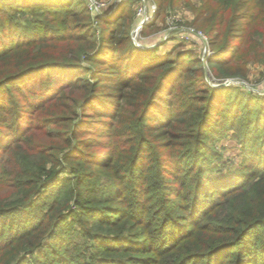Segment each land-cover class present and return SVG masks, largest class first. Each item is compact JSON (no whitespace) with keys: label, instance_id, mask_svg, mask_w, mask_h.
Masks as SVG:
<instances>
[{"label":"trees","instance_id":"16d2710c","mask_svg":"<svg viewBox=\"0 0 264 264\" xmlns=\"http://www.w3.org/2000/svg\"><path fill=\"white\" fill-rule=\"evenodd\" d=\"M156 1L155 23L145 25L142 32L153 28L176 0ZM213 1L208 26L214 53L208 62L211 73L216 79L248 80V65L264 63V0ZM130 4L122 5L115 16L102 17L87 0H0V152L9 156L5 165L0 163V174L11 177L5 187L20 196L0 202V222L4 223L0 236L14 235L0 246V259L13 264L23 254H37L30 263L54 257L55 263L66 264L59 261L56 248L66 218L78 208L81 213L91 209V200L97 199L91 194L101 183L94 176L104 174L116 182L106 190L112 193L117 188L121 200L141 180L155 195L173 193L176 198H167L169 205L179 204L182 188L188 189L183 199L190 201L193 196L196 212L203 217L217 205L215 198L230 196L232 210L214 238L216 244L199 252L205 245L181 243L178 263L264 264V97L232 85L212 87L204 62L192 51L173 48L157 54L159 49L138 48ZM29 81L40 82L39 90L34 85L30 88ZM39 96H50L53 106L65 112L63 116L58 111L49 113L45 120L48 127L63 128L57 134L64 148L84 141L73 149L79 160L73 166L75 178L69 179L80 192L78 199L56 194L49 202L41 200L61 180L58 166L64 149L31 153L27 148L32 133L22 132L19 120L26 119ZM79 109L84 111L81 129H91L90 135L102 132L108 141L92 136L79 140L77 128L71 134ZM237 125L251 134L245 139L244 153L258 176H208L216 159L211 144ZM10 133L16 136L9 138ZM101 143L109 145L110 151H104L108 158H83ZM85 160L100 175L86 171ZM47 163L53 168L47 170ZM174 178L179 185L173 186ZM46 204L50 207L45 212L40 206ZM85 221L80 218L81 223ZM182 226L179 222L166 227L156 241L148 240L144 246L152 248H144V253L153 259L139 257L133 264H161L158 257L175 249L180 239H192L195 231L185 235L189 227ZM62 241L59 249L73 243L70 236ZM163 244L169 247L162 248Z\"/></svg>","mask_w":264,"mask_h":264},{"label":"rangeland","instance_id":"374dc122","mask_svg":"<svg viewBox=\"0 0 264 264\" xmlns=\"http://www.w3.org/2000/svg\"><path fill=\"white\" fill-rule=\"evenodd\" d=\"M94 12H98L102 17H108L110 15H117L122 5L131 2V12L135 19V28L132 35L134 44L139 48V45L144 46L143 50H156L159 49L157 54H164L171 51L173 48L180 52L192 51L197 55L205 64L206 78L212 87L217 85L229 83L228 86L239 87L242 92L251 91L256 95L264 97V63L255 62L249 64V77L248 80L239 78L234 79H216L208 66L209 59L214 56L211 48V37L208 29L209 18L211 16L210 9L214 10L216 3L210 0L208 4L207 0H176L175 5L172 8H167L164 15L156 22L153 28H147L143 31L145 25L155 23L158 1L156 0H92ZM90 5V0H87ZM211 13H210V12ZM147 21L143 26V21ZM100 31V29L98 30ZM178 47V48H177ZM142 49V48H140ZM48 77V76H47ZM57 76H54V82L58 84ZM30 82V83H29ZM28 82V86L34 85L39 90L40 82ZM33 87L32 89L34 90ZM226 87V86H225ZM31 88V87H30ZM222 88V87H218ZM236 95V94H234ZM19 99L20 96L16 95ZM36 99V105L30 109V114L26 115V119L19 120L23 124V131H28L27 134L32 133L30 141L28 142V150L31 153H42L43 150H52V148H59L60 151H64L60 154L61 165L59 168V175L61 180L49 190L43 194L42 201H51L52 196L59 194L58 196L70 198V195L76 199L79 198L80 192H77L74 183L70 184L69 179L75 178L76 169L75 164L77 162L78 151H73L75 146L84 142H73L71 148H64L65 142L62 137L57 133H61L63 128L55 125L48 127L46 119H49V113L57 112L61 116L65 115L60 108L53 106L50 96H45ZM235 99V97H233ZM84 111L77 110V116H73L76 120L73 123L72 129L70 127L71 134L73 135L74 129H78L79 140H83L89 136L91 138L109 140V137L102 135L104 133L94 131L93 135L91 129L83 128L81 123L83 119ZM81 129V130H80ZM84 130V131H82ZM106 133V132H105ZM9 138H14L16 134L10 133ZM107 134V133H106ZM109 135V134H108ZM248 135L242 127L236 126L231 129H226L218 138V143L214 142L211 146H214L216 151V159L213 162V172H209L208 176L212 178L216 176H230L231 174H241L242 176H258L255 175L254 164L247 161L248 154L244 153V142ZM251 137V136H250ZM215 140V139H214ZM3 141H6L4 136ZM123 139L120 140L122 145ZM259 144V143H258ZM109 145L104 143L95 146L89 150V154H84L83 158L91 159L92 155H96V158L105 159L108 155L104 151H110ZM78 147V146H77ZM259 147V146H258ZM79 148V147H78ZM87 148V147H82ZM83 150V149H82ZM70 154L71 161L65 159ZM91 155V156H90ZM41 156L37 158L40 160ZM9 156H5L0 152V163L5 165ZM47 160V159H45ZM85 162V170L95 175H100L98 170L92 169ZM33 164H37L33 160ZM7 166V165H6ZM12 166L13 162H12ZM11 165H8L6 169H10ZM53 168L52 163H47V170ZM99 173V174H98ZM100 180V186L96 187V191L92 192V196L97 199L93 201L89 206L91 209H87L84 213L79 212V208L72 215L66 218L65 229L62 231V235L59 237L56 248L61 254V260H65L66 264H133V261H139V257L147 259H153V255L144 253V248H152L144 246L148 240H157L158 236L162 234V230L166 227H173L177 224H183V234H189L190 230H193L191 234L192 239L185 242V238L180 239L177 247L169 249L168 254L159 256V262L161 264H179L177 257L180 255L178 246L187 244L194 246L196 242L205 245V248L199 252H205L208 248L216 244L214 238L217 236V232L225 225V218L229 216V212L232 210V205L227 198L230 196H222V198H215V207L212 208L211 213L206 217H203L201 213L196 212L195 204L193 202V196L189 198L190 201L183 199L184 194H188V189L182 188L183 195L179 198V204L169 205L168 201L171 198H176L173 193L168 192V195L162 197L155 195L153 190H149L144 186V182L141 180L132 185V191L126 195L123 200L117 196V188H114L112 193L107 191V186L116 184L115 180L108 175L94 176ZM11 182V177L0 174V202H8L15 200L19 195L15 194L11 190L5 187V184ZM115 182V183H114ZM173 186L179 185L178 180L175 178L172 180ZM189 187V186H188ZM210 187H208L209 189ZM233 194V193H231ZM230 194V195H231ZM120 197L122 192H120ZM234 197V195H231ZM166 198V199H165ZM169 198V199H167ZM74 200V199H73ZM82 200V198H80ZM237 199V202L238 203ZM75 202H72V209L75 208ZM41 205V204H40ZM212 206V203L210 204ZM180 207L179 211L175 212L174 208ZM50 206H40L45 212ZM97 208V210H95ZM83 212V211H82ZM119 217H118V215ZM80 218L86 219L85 222H80ZM21 219L19 221H23ZM152 220H156L157 223L152 225ZM141 222H144L143 224ZM18 225L20 224L17 223ZM4 225L3 221L0 222V227ZM17 226V225H16ZM21 227V226H19ZM195 227H199L195 229ZM160 232H159V230ZM166 231V230H165ZM14 235L8 236V234L0 236V246L8 243L9 239ZM70 236L73 243L66 247L59 249L62 240L65 237ZM190 237V238H191ZM214 242V243H212ZM46 243H51V240L47 239ZM211 243V244H209ZM168 248L166 245H162V248ZM207 248V249H206ZM176 252V253H174ZM31 254H23L19 256L18 261L13 264H34L30 263L31 259H34L36 255L31 257ZM228 255L225 254V258ZM214 258H219V255H215ZM42 262L39 264H61L55 263L54 257L42 258ZM148 261V260H147ZM177 261V262H176ZM0 264H5L4 260L0 259ZM192 264V263H189ZM194 264V263H193ZM195 264H200L195 263Z\"/></svg>","mask_w":264,"mask_h":264},{"label":"water","instance_id":"95a60500","mask_svg":"<svg viewBox=\"0 0 264 264\" xmlns=\"http://www.w3.org/2000/svg\"><path fill=\"white\" fill-rule=\"evenodd\" d=\"M145 23H146V22H143V23H142V26H143ZM139 48H142V49H143L144 46L139 45ZM228 84H229V83L227 82V83H224V84L217 85L216 87H225V86H228Z\"/></svg>","mask_w":264,"mask_h":264},{"label":"built area","instance_id":"2783aa9c","mask_svg":"<svg viewBox=\"0 0 264 264\" xmlns=\"http://www.w3.org/2000/svg\"><path fill=\"white\" fill-rule=\"evenodd\" d=\"M90 2H91V3H90V7H91L92 10H94V8H93V1L90 0ZM143 22H147V21L145 20V21H143Z\"/></svg>","mask_w":264,"mask_h":264}]
</instances>
